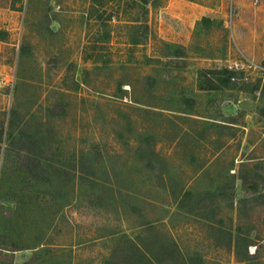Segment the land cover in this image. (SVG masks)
I'll use <instances>...</instances> for the list:
<instances>
[{
	"label": "rangeland",
	"instance_id": "374dc122",
	"mask_svg": "<svg viewBox=\"0 0 264 264\" xmlns=\"http://www.w3.org/2000/svg\"><path fill=\"white\" fill-rule=\"evenodd\" d=\"M263 58L264 0H0V264H264Z\"/></svg>",
	"mask_w": 264,
	"mask_h": 264
},
{
	"label": "built area",
	"instance_id": "2783aa9c",
	"mask_svg": "<svg viewBox=\"0 0 264 264\" xmlns=\"http://www.w3.org/2000/svg\"><path fill=\"white\" fill-rule=\"evenodd\" d=\"M250 65L253 66L255 69L258 68V69L264 71V58H263V63H261V64H256V63L251 62ZM232 78H234V77H232ZM2 82H3V80L0 79V84H1Z\"/></svg>",
	"mask_w": 264,
	"mask_h": 264
},
{
	"label": "trees",
	"instance_id": "16d2710c",
	"mask_svg": "<svg viewBox=\"0 0 264 264\" xmlns=\"http://www.w3.org/2000/svg\"><path fill=\"white\" fill-rule=\"evenodd\" d=\"M212 83V81L210 82V84Z\"/></svg>",
	"mask_w": 264,
	"mask_h": 264
}]
</instances>
